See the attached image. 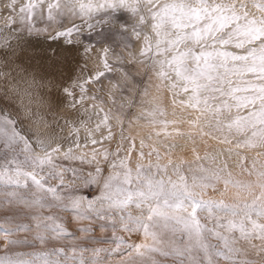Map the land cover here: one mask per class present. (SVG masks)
<instances>
[{
    "label": "snow or ice",
    "instance_id": "6c2138e0",
    "mask_svg": "<svg viewBox=\"0 0 264 264\" xmlns=\"http://www.w3.org/2000/svg\"><path fill=\"white\" fill-rule=\"evenodd\" d=\"M45 4L49 20H55L58 16H79L88 28L93 27V17L101 11L106 12L107 18L99 22H113L115 17L112 13L126 10L130 14L131 23L120 24L119 28L124 33L130 29L131 35L137 40H140L143 34L139 55L151 61L148 66L155 69L157 77L170 81V89L175 90L179 87L182 92L188 93L187 105L199 112L200 116L205 117L209 126H213L214 122L215 131L223 134L221 143L232 145L227 152L231 153L234 148L246 147L259 148L261 151L256 153L250 167L245 169L249 177H254L246 181L234 179L231 172H226V161L223 162V166H217L215 169L200 165L198 170L192 171L191 177L182 170L184 162L174 163L172 160L164 165L158 162L155 164L150 162L148 166L138 164L134 170L129 165L130 156L119 157V148L115 153L116 158L110 161L114 171L107 178H100L102 168L94 151L92 159L88 162H96L95 175L90 173L80 179L84 181V186L101 184L100 195L88 200L87 197L74 195L73 191L61 194L56 186L48 183L49 180H58L59 185H65L64 172L59 170L54 162V155L60 151L61 146L45 117L30 110L29 105L32 101L29 99V103L25 105L24 117L30 121V124L25 130H17L16 121L12 119H0V139L3 140V147L6 150L0 153V160L4 161V164L0 165V184L3 185L0 188V207H4L9 213L15 209L14 214L0 217L6 225L2 231L3 239L6 241L5 248L18 242L13 236L21 229L33 232L34 242L41 244L47 243L49 236L46 233L50 227L57 235L68 231L57 214L45 215L44 212L36 210L38 207L77 210L84 207L86 202V208L94 212L95 219L101 222L99 227L102 230H107L108 222L111 220L110 227L114 236L117 228L126 233L142 232L139 242H128L124 236H115L119 243L111 251L119 252L121 245L126 244V253L121 264H158L153 253L175 256L177 264H217L216 257L233 260V254L242 250L235 247L239 240L247 241L252 248L258 250V254H264V222H260L264 220V0H252V7L257 12L246 10L247 5L244 3L239 5L238 11L234 2L215 3L214 0L213 2L195 0V3H190L189 0H64L63 4L61 0H28L20 8L19 16L20 22L26 24L29 32L46 31L26 23L30 22L37 12H43ZM12 10L15 12V8ZM15 22L14 19H9V25ZM73 31L79 32V27L74 23L58 35L71 36ZM234 38L236 47L248 46L246 54L215 48L216 44L233 43ZM182 45L190 46L182 48ZM88 50L85 48V51ZM104 51V68L111 71L107 60L108 50ZM169 52H172L171 56L167 55ZM150 53L155 55L150 56ZM161 54L164 58H160ZM130 55L136 60L135 53ZM229 61L240 63L229 66ZM143 62L144 60L140 61ZM67 71L70 73L71 68L68 67ZM245 72L255 74L261 83L249 84V88L254 89L252 95L237 96L235 93L247 92L248 88L232 87L228 77ZM170 73L175 75V80ZM59 76L60 73L56 72V78L49 82L53 89L57 87ZM102 76L104 72L98 71L89 79L99 81ZM88 82L86 80L84 84ZM35 83L33 79L31 84ZM84 84L75 85L81 90V101L84 100V93L87 91ZM112 87L117 88L119 85ZM13 88L16 90L15 86ZM62 91L72 96L69 88L63 87ZM23 94L31 95L27 89L23 90ZM144 95H148L147 90ZM220 97H229L236 103L230 104L227 99L219 100ZM91 99L95 100L96 96H92ZM217 100L219 103H215ZM256 100L260 101L258 110L255 109ZM113 102L115 103L114 97ZM41 103L50 106L45 101ZM249 104L253 105V110L247 115H237L222 124L220 117L225 109L230 112L233 107L239 110ZM72 107H75V104ZM97 108V115L103 113V117L96 128L99 129L101 124L107 125L109 131L104 138L112 139L109 112L94 104L93 109ZM142 115H146L149 123L153 125L166 126L178 123L175 120L163 119L166 112L158 104H154L151 110L145 109ZM200 116L189 120V123L199 126ZM208 116L212 119H207ZM115 119L117 123L123 124L119 116ZM25 131L30 135H25ZM175 131L180 134L178 129ZM156 134L159 135V132ZM201 134L209 135L205 132ZM129 139L134 149L135 140ZM233 140H236L234 145ZM91 142L96 144L97 140L93 139ZM33 144L44 151L42 156L34 152ZM141 145L146 146L143 141ZM153 151H156L159 160V150L153 149ZM9 152L12 157L10 161ZM18 153L25 155L23 165L17 160ZM102 155L108 160L112 154L105 149ZM139 155L143 157L144 152L140 151ZM64 156L83 159L82 156L73 157L71 148L64 153ZM207 156L210 154H206ZM210 158L213 161L216 159L214 156ZM196 159H201L198 153ZM247 159L246 156L243 157L245 163ZM9 164L15 165V168H10ZM24 165L31 170H25ZM169 165L172 166L175 179L167 175ZM152 168L156 169L155 173L151 171ZM116 169L119 171H115ZM41 173L43 175H40ZM220 182L223 183L225 192L228 191L229 185L236 189L232 199L238 202L226 203L223 199L205 198L207 190L215 188ZM68 187L71 189L72 186L68 185ZM134 200L139 210L135 215L127 207ZM96 201L101 202L99 207L96 206ZM213 206L230 218L226 223H221L223 217L217 215L214 217L216 226L208 228L201 224L198 213L204 211L211 217ZM114 208L118 211L112 215L111 210ZM105 210H108L109 214H106ZM253 212L260 219H253ZM18 215L27 216L29 220L18 221L16 219ZM237 215L239 219H235ZM77 218L92 217L85 215ZM246 222L250 223V227L246 226ZM236 229L239 230V237L233 235ZM80 230L93 231L91 227ZM177 234L186 237L188 243L180 246L165 239L166 235L175 237ZM210 236L221 241L222 248L212 244L208 240ZM257 239L260 241L259 245L253 243ZM53 251L63 252L62 249ZM108 251L105 248L92 249V264H103L100 253ZM41 254L51 255V253H37V255ZM0 264H36V261L0 259ZM45 264H64V262L55 259L46 261ZM80 264H85L83 258L80 259ZM243 264H255V262L245 260Z\"/></svg>",
    "mask_w": 264,
    "mask_h": 264
},
{
    "label": "rangeland",
    "instance_id": "374dc122",
    "mask_svg": "<svg viewBox=\"0 0 264 264\" xmlns=\"http://www.w3.org/2000/svg\"><path fill=\"white\" fill-rule=\"evenodd\" d=\"M216 1L217 3H221V1L223 0H216ZM192 3H195V0L192 1ZM107 12H111V10H108ZM112 15L115 17L113 22H99L107 18L106 12L99 14L97 17L93 18L92 28H88L87 24L83 23L81 20L75 21L76 23L75 22L73 23L79 27V31H82V32L87 31V35L89 34L88 36H91L92 41H94L95 43H109L111 44V48H114V50H116L117 46H120L122 44L121 40L124 38L123 36H127L129 34L128 32L127 33L122 32V30L119 28V25L128 23L129 17L124 12H120V11L114 12L112 13ZM62 19L63 18H61V20ZM86 27H87V30L84 29ZM128 38L129 37L124 38L126 39L125 47L129 46V44L131 43V40ZM5 41L7 43H5ZM17 44H19V40L17 39L13 40L11 34L4 33V31L0 29V119H12L16 121L17 130H21V131L25 130L30 124V121L25 119L24 117L25 105L28 104L29 99H31L32 102L29 105V108L31 111H35L43 115L45 119L47 120L48 124L50 125V128L51 126H54V125L60 127L62 124V127L58 128V130L59 132L65 131L66 128H63L64 127L63 123L66 124V122L64 121L62 122V120H59L57 124L56 122L52 124V121H53L52 119L54 117H55L54 119L58 117V115L60 114L62 110V107H69L72 103H69L67 101L62 102L60 100V98L64 99L62 96H60L59 98V96L57 95L55 97L54 95L52 96L51 95L52 93H50L51 96L48 94L47 86L45 87V85L47 84L44 83L45 80L40 79L39 78L40 76L37 73L40 71V66L37 64L38 60L36 59V57H33L30 54L26 56V54H24L23 52H21L20 55H13L12 58L5 55L4 53L5 51H9L10 49L13 48V46ZM69 44H72V43H69ZM105 46L106 45H102L101 48H104ZM247 47L248 46L245 45V48H240V50H237V48H235L233 49L234 51L233 50H230V51L233 53L237 52L238 54H241V53L246 54ZM107 60H108V63L111 65L112 70L111 71H108L107 69L101 70L104 72V76H102L99 81H93V80L91 81H93L94 83H97L98 84L97 86H99V89L101 90L104 89L103 78H106L109 81L113 82L114 84L119 85V89H117V93L112 94L110 97L112 102H113V97L115 98V103L113 102V104L114 106L116 105L115 111L112 112V114L110 115L113 117L119 116L120 120L123 121L122 125L124 128L125 126L128 127L130 125L133 127V124H134L133 117L134 115L136 116V112L138 110L136 105L140 106V104L142 103L141 102L138 104V102H140L139 101L140 97L138 96L142 95V93L140 92L143 91V87L148 86L149 76L151 75L153 77L156 75L155 69L150 68L148 66L151 63L150 61L149 64L146 66L147 67L146 70L144 71L147 77L146 78L147 85L144 82H142V77H139V72H136L135 78L137 80L136 82L137 86L134 90V88H131L129 85L124 83V81H121L120 79H118V76L117 74H115L116 72L114 70L115 65L117 63L114 60H110V59H107ZM71 63L73 64L71 59H68L66 63L59 61L56 63V65L66 64L69 66V65H72ZM128 63L130 65L133 64L131 63V61L127 62V64ZM48 68H47V71H50L51 74H54L55 78H56V72H59V73L61 72L60 68L55 69V67H52V66ZM50 68H53V69H50ZM54 69H55V72H54ZM35 70H38V71H35ZM32 71H34L35 73L34 72L32 73ZM21 75L22 76L24 75L23 79H21ZM25 75H27L28 77H25ZM239 76H241L240 77L241 79L239 78L240 80H238L239 82L238 84L244 85L245 88H249L250 83L252 84L261 83V81H259L256 78V75L250 72H245V73H242L241 75L239 74ZM32 78L36 80V83L34 85L31 84L33 80ZM37 79L39 81H37ZM88 81H90V79H88ZM25 85L27 86V90L31 94L30 96L24 95L22 93L20 94V92H22V89ZM84 85L87 87V89H90V87L88 86V83ZM13 86H15L16 90H14ZM97 91L98 90H96L95 93L91 92V94H95L96 97L100 98L102 102L105 101V97L102 94L103 91L102 92L100 91L97 92ZM253 91H254L253 89L248 90L247 92L241 91L242 96H247L249 94L252 95L251 92ZM241 92H239V94H241ZM243 92L245 94H243ZM123 96H132V100L125 103L126 99ZM41 101H45L46 104L50 106L42 105ZM106 101H108V99H106ZM229 103L235 104L236 102L234 103L229 102ZM141 106L145 107V105H141ZM249 108H251V111H252L253 105L249 104L247 107L240 108L239 110L233 107L230 112L227 109H225L222 116L223 118H225L226 116L229 117L231 115L245 116L249 113L247 111ZM255 109L258 110L259 106H255ZM67 118H69L67 119V122L70 123V121H73V118H71L70 116H68ZM54 121H58V120H54ZM161 127H162V132L170 131L169 124L166 126L161 125ZM184 127L187 129H185ZM188 127L193 132H190ZM188 127H186L185 125H179L177 126V129L178 130L180 129L179 132L182 129V132H186V133L195 132L194 134L198 133V135L201 132L209 133V135L200 134L204 136L203 137L204 139H206V141L204 140V143H205L204 149L206 148L204 153L207 154L208 152L209 154H213V156L216 157L218 155V152L214 153L212 146L215 145L216 147L219 148V150H221L222 146L216 139L222 137L223 134L217 131L207 132V130L205 131L203 129V126L200 124L199 126H193V125L191 126V124H189ZM54 128L51 129L53 133L55 132ZM60 129L61 130L63 129V130L61 131ZM147 129L149 130L148 135H153L155 134L154 132L157 131L156 126L147 127ZM164 129H166L167 131L166 130L164 131ZM24 134L30 135V133L27 131H25ZM229 138L231 139V137ZM233 143L235 144L236 140H233ZM99 144L101 145L105 144L106 146L108 142L107 141L104 143L101 142ZM36 148L39 149V147L36 144H33L34 152L38 155H41L40 153H37ZM236 150L243 152L242 148L241 150L240 149H236ZM5 151L6 150L3 147V140L0 139V153H3ZM199 156L201 157V159L197 160L195 156L194 158H192L193 159L192 160L188 158H183V156L180 155L179 161L180 163L184 162L182 164V170L186 174L188 175L192 174V171L198 170L200 165H203L205 168H208V169H215L217 166H223V163L216 161V159L215 161H213L210 158L212 155L207 156L205 159H203L204 156L203 157L201 155ZM134 157L135 156L132 155L130 159L131 163H129L130 167H132L134 170L136 168V165L138 164H143L145 166H148L150 162L153 164L157 162L159 163L158 159L156 157L153 158L152 156L149 159L146 158V160L140 159L142 160L141 162L137 158H136L137 160H135ZM11 158H12L11 153L9 152L8 160L10 161ZM24 159H25V155L23 153L17 154V160L22 165H23ZM132 159L134 160V162ZM88 161H89L88 159H84V158L83 159L65 158V156L61 157L58 154H55L54 162L58 166V169L64 172L65 185L64 186L59 185L58 180H49L48 181L49 185L56 186L58 190L61 192V194H64L68 191H73L74 195L80 196V197H87L88 200H92L93 197L99 196L102 190L101 184H88L87 186H84V181L80 179V177L88 176L90 173L95 175V168L97 166L96 162L89 163ZM145 161H146V164H145ZM3 164H4V161L0 160V165H3ZM159 164L163 165L161 162ZM244 165L245 164L242 163L239 166V169L236 171L233 168L227 166L225 171L231 172L233 178L237 180L246 181L249 179H253L254 177H249L248 172L245 170L246 168L250 167V165L248 167L246 166L244 167ZM8 166L13 169L15 168V165L13 164H9ZM99 166L102 168V173L100 174V178H107L110 173H107L105 166L102 163H99ZM24 168L25 170H31L30 168H28L27 165H24ZM111 171L113 172L114 170H112L111 168ZM115 171H119V169H116ZM151 171L155 173L156 169L152 168ZM73 173H75V175ZM40 175H43V173H41ZM161 175H163V173H161ZM167 175L169 174L167 173ZM189 177H191V175ZM29 184H31L30 180H29ZM68 185L72 186L71 189H69ZM2 187L3 185L0 184V188ZM132 187L134 188L135 185H133ZM235 191L236 189L232 188V186L229 185L228 191L225 192L224 185L222 182H220L216 184L215 188H209L207 190L205 198L206 199L211 198L213 200L223 199L226 203H234V202H238V201H233L232 199L233 193ZM95 203H96V206L99 207L101 202L96 201ZM127 207H128V210L132 211L134 215L138 214L139 210L135 206V200L131 202ZM36 210L44 212L45 215L57 214L59 216L60 221L63 222V224L68 229V231L61 232L59 235H57L56 232L52 230V227H50L48 232L46 233V235L49 236L47 243L41 244L38 242H34L33 232L21 229V230L16 231L13 236L14 239L18 240V242L15 244H11L7 248H5L6 241L3 239L2 231H3V227H5L6 225H4L3 220H0V259H11L14 261L15 260H34L36 261V264H45L46 261L59 259L63 261L64 264H80V259L83 258L85 264H92V260H93L92 249L105 248V249H108L109 251L100 253V258L103 261V264H121V260L122 258L125 257V253H126V244L121 245V249L119 252L111 251L119 243V241L115 239V236H124L128 242H139V239L142 238V232L126 233L120 230L119 228H117L115 232V236H114L113 230L110 227L111 220H109L108 222L109 226L107 227V230H102L99 227V224L101 222L95 219L94 212L86 208V202H85L84 207H82L81 209H77V210H73L70 208L69 209H60V208L49 209L47 207L45 208L38 207ZM117 211L118 209L114 208L111 210V214L115 215ZM14 213H15V209H13L11 213H9L4 207H0V217H3L5 214H14ZM105 213L109 214L108 210H105ZM85 215H91L92 218H77V217H84ZM217 215L223 217V219H221V223H226V220L230 218L229 216H226L224 213L220 212V210L216 208L215 206H213L212 208L211 217L208 215L207 212H204V211L198 213L201 224L206 225L208 228H212L216 226L214 217ZM239 218H240L239 215L235 217V219H239ZM252 218L260 219L255 212L252 213ZM16 219L18 221H28L29 220L27 216H19V215L16 216ZM117 221H118V217H117ZM260 222H264V220H261ZM246 226L250 227V223L246 222ZM86 227H91L93 231L85 232V231L80 230L81 228H86ZM222 231H225V230H222ZM233 235H235L236 237H239V230L238 229L234 230ZM165 239L170 240L173 244L180 245V246H184L188 243L187 238L182 237L179 234H177V236L175 237H172L171 235H166ZM208 240L212 244L218 245L222 248V242L217 240L216 238L210 236L208 237ZM253 243H255L256 245H259L260 241L257 239V240H254ZM235 247L237 249H242V250L233 254V257H234L233 260L229 261V260H225L223 257H216L217 264H243L245 260L255 262V264H264V254H258V250L252 248L251 245L247 241L239 240V242L235 245ZM74 248H75V252H73ZM59 249H62L63 252L61 253V252L53 251V250H59ZM224 251H227V250L224 249ZM37 253H51V255H42V254L37 255ZM152 255L154 259L158 261V264H177V258L175 256H172V255L165 256V255H162L161 253H153ZM73 257H75V259H73Z\"/></svg>",
    "mask_w": 264,
    "mask_h": 264
},
{
    "label": "bare ground",
    "instance_id": "6f19581e",
    "mask_svg": "<svg viewBox=\"0 0 264 264\" xmlns=\"http://www.w3.org/2000/svg\"><path fill=\"white\" fill-rule=\"evenodd\" d=\"M192 1L194 0H191L189 2L192 3ZM27 2L28 0H0V29L4 31V33L11 34L13 40L15 39L19 40V44L13 46L12 49H10L9 51H5L4 53L6 56H9L11 58L13 57V55H20L21 52L26 54V56L30 54L31 56L36 57V59L38 60L37 64L40 66V71L37 73L40 76L39 77L40 79L45 80L44 83L47 84L46 86L48 89L47 90L48 94L50 95V93H52L51 94L52 96L54 95L55 97L57 95L59 96V98L60 96H62L64 98V99L60 98L62 102L67 101L69 103H72L69 107H62V110L60 114L58 115V117H56V119H54L55 117L52 119L53 120L52 124H54L55 122L57 124L59 120H62V122L63 121L66 122V124L63 123V126H64L63 128H66V130L63 132H59L58 130V128L62 127L61 123H60L61 124L60 127L56 125L51 126V129L55 127L54 134L57 138V141L59 142L61 146L60 151L56 154L62 157L64 156V153L69 148H71L73 157L82 156L84 159L90 160L92 159L93 152L95 151L97 153V161L99 163H102L105 166L107 173H112L110 161L116 158L115 153L118 148L120 150L119 151L120 158L129 156V155L132 157L133 155L135 156L134 157L135 160L137 159L146 160V158L149 159L151 158V156L153 158L155 157L157 158L156 151H153V149H158L159 154H160V158L158 161L159 163L161 162L163 165L167 164L169 160H172L174 163H180L179 161L180 155L183 156V158L192 159L198 153L202 157L204 156L203 159L206 158L205 156L206 153H204L206 150V148L204 149V144H205L204 140L206 141V139L203 138L204 136L200 135L201 133L199 135L198 133L194 134L195 132L186 133V132H182V129H181V131L179 132L180 134H177V132L175 131V129H177V126L179 125H185L186 127H188V125L190 124L189 120L197 116H200V113L193 110L187 105L186 102L188 100V93L182 92L179 87L176 88L175 90L170 89L169 80L162 79L160 77H157L156 75L153 77L151 75L149 76L148 86L143 87V91L140 92L142 93V95L138 96L140 97L139 98L140 102H138V104L141 102L142 103L140 104V106H137L135 104L138 110L136 112V116L134 115L133 117L134 118L133 127L130 125L128 127L125 126L124 128L123 125L117 123V120L115 119V117L110 115L112 114V112L115 111V106H116V105L114 106L110 97L112 94L117 93V89H119V87L113 88L112 85H116V84L109 81L108 79L103 78V87H104L103 90L99 89V86H97L98 85L97 83H94L93 81L90 80L88 82V86L90 87V89H87V87L84 85L87 91L84 93V96H85L84 100L83 101L80 100L81 90L78 86H75V85L84 84V81L88 80L89 76L92 77L98 71L105 69L104 68V59H105L104 50L105 49L108 50L107 59L114 60L117 63L115 65L114 70L116 72L115 74H117L118 76V79H120L121 81H124V83L129 85L131 88H134L135 90L137 86V83H136L137 80L135 78V73L139 72V77H142V82H144L145 84L147 83L146 82L147 77L144 71L146 70L147 68L146 66L149 64L150 60L144 59L143 57L139 55V52L142 48L143 34L140 40H137L134 36L131 35V31L129 29L128 31L129 34L123 37L124 38L129 37L128 39L131 40V43L129 44L130 47L129 46L125 47L126 39L123 38L121 40L122 44L120 46H117L116 50H114V48H111V44L109 43H95L94 41H92L91 36H88L89 34L87 35V31H83V32L73 31L72 36H59L58 35L59 32L66 30L68 27H71L73 25V22L80 21L81 19L79 16L72 17L71 15H68V16H58L57 19L55 20H49L47 18V13H46V4L44 5L45 10L43 12H37V14L32 17L30 22H26V23H31L32 25H34L36 29H46V31L29 32L27 30L26 24H22L20 22V16H19L20 8L23 5H25ZM211 2H213V0H211ZM214 2L217 3L216 0H214ZM221 2H224V3L234 2L237 6L238 11L240 10L239 5L241 3H244L247 5L246 10H249L250 12H257V10L252 7L251 0H223ZM61 3L63 4L64 0H61ZM13 8H15V12H13L12 10ZM119 11L124 12L129 17L128 23H131L130 14L126 10H123V9ZM101 13H105V11H101L99 14ZM99 14L94 15L93 18L97 17ZM10 18L16 21L15 24L9 25ZM61 18L63 19L61 20ZM84 29L87 30V27ZM69 41H72V44H69ZM209 43H211V41H209ZM102 45H106V46L104 48H101ZM186 46H190V45H182L181 47L183 48ZM235 46L236 45H235V39H234L233 43H230L227 45L216 44L215 48L221 49L224 51H229V52H231L230 50H233L235 48H237V50H240V48L235 47ZM85 48H88L89 50L85 51ZM130 53L136 54V60H133ZM236 54L238 53L236 52ZM149 55L152 56V55H155V53H150ZM167 55L171 56L172 52H169ZM117 57H121V59L118 60ZM160 58H164L163 54H161ZM68 59H71V61L73 62V64L71 63L72 65H69V66L66 64L56 65V63L59 61L66 63ZM141 60H144V62L140 63ZM130 61L131 63H133L132 65H130L129 63H128L129 65L127 64V62H130ZM189 63H191V61H189ZM234 63H240V62L229 61V66H231ZM50 66L55 67V69L56 68L61 69L60 76L57 78V87L55 89H53L51 84L49 83L52 79L55 78L54 74H51L50 71H47V68ZM68 67L71 68L70 73L67 71ZM50 69H53V68H50ZM35 71H38V70H35ZM33 72L34 71H32V73ZM125 73L127 74L126 76L124 75ZM171 75H172L173 80H175L176 79L175 75L174 74H171ZM23 76L21 75V79H23ZM25 77H28V76L25 75ZM69 77H71V79H69ZM240 77L241 76L239 75H230L228 77L230 80H232V83H231L232 87L245 88L244 85L238 84L239 83L238 80L241 79ZM37 81L39 80L37 79ZM63 87L69 88V91L72 93V96H68L67 93H64L62 91ZM25 89H27L26 85L23 87L22 92H20V94L21 93L23 94V90ZM251 89L252 88H248V90H251ZM96 90L100 92L103 91L102 94L105 97V101L102 102L101 99L97 97L95 100L91 99L92 96H96L95 94H91V92L95 93ZM145 90H147L148 92L147 96L144 95ZM109 93H111V95H109ZM251 93L253 94L254 91ZM243 94L245 93L243 92ZM235 95L242 96V92L241 94L237 92L235 93ZM123 97L126 99L125 103L132 100V96H123ZM106 99H108L109 102L106 101ZM224 99H227L228 102H233V103L235 102L231 100V98L229 97L219 98V100H224ZM219 100H217L215 103H219ZM181 101H185V103H181ZM259 102H260L259 100H256L255 106H260ZM73 104H75V107H72ZM94 104L98 105V107H103L105 112H109V115L111 117L109 123L111 124V132L113 134L112 139L104 138L108 135V131H109V128L107 125L101 124L99 129L96 128V125L100 123V121L102 120L103 113H99V115H97L98 108L93 109ZM154 104H158L160 108H162L166 112V116L163 117V119H167L169 121H172V120L178 121V123L176 124H169L170 131L162 132V127L160 124L153 125L149 123V118L146 115L144 116L142 115V113L145 112V109L151 110ZM141 105H145V107H142ZM247 111L250 112L251 108H249ZM68 116L73 118V121H70V123L67 122V119H69L67 118ZM234 117L235 116L233 115L229 117L226 116L225 118H223L222 116L220 117V120L223 124V123H227L230 119ZM207 119L210 120L212 118L208 116ZM54 120H58V121H54ZM200 125H202L203 129L205 131L207 130V132L209 131L215 132L214 122H213V126H209L206 123V118L203 116H200ZM151 126H156L157 131L154 132L155 134L153 135H148L149 130L147 129V127H151ZM157 132H159V135L156 134ZM190 132H193V131L190 130ZM129 138H132L135 140L134 149L131 147V141ZM223 138L224 137L222 136L216 139L221 144L222 151L219 150V148L216 147L215 145L212 146L214 153L218 152V155L216 156L217 157L216 161H219L221 163L226 161L227 166L233 168L235 171L239 169V166L242 163L245 164L244 167L245 166L248 167L249 165H251V162L253 158L255 157L256 153L258 151H261L259 148L253 149V148L246 147L244 149L242 148L243 152L238 151L234 148L231 153H228L227 149L229 147H232V145L221 143V140H223ZM93 139L97 140L96 144H93L91 142ZM106 141L108 142L106 146L105 144L103 145L99 144L101 142L104 143ZM141 141H143L144 145L146 146L142 147ZM105 149H107L108 152L112 154L109 156L108 160H105L102 155ZM36 151L37 153H40L41 155L44 154V151L40 148L39 149L36 148ZM140 151L144 152L143 157H140L139 155ZM149 153H151V155H149ZM207 154L209 153L207 152ZM210 155L213 156V154H210ZM245 156L248 158L247 163H245L243 160V157ZM141 161L142 160H140V162ZM145 164H146V161H145ZM171 167L172 166L169 165L168 174L171 175L173 178H176Z\"/></svg>",
    "mask_w": 264,
    "mask_h": 264
}]
</instances>
